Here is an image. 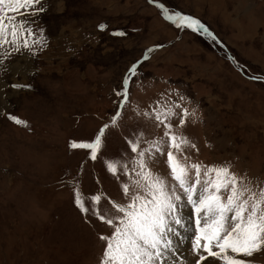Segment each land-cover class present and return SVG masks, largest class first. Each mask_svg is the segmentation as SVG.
<instances>
[{
    "label": "rangeland",
    "instance_id": "rangeland-1",
    "mask_svg": "<svg viewBox=\"0 0 264 264\" xmlns=\"http://www.w3.org/2000/svg\"><path fill=\"white\" fill-rule=\"evenodd\" d=\"M33 10L5 7L0 44V264H100L99 237L113 229L82 213L76 195L99 214L119 215L113 204L128 203L123 185L136 178L131 143L144 149L163 137L157 108L173 107L165 123L194 145L184 148L189 163L227 164L264 181V0H41ZM11 23L28 30L16 43ZM105 125L97 159L70 147L93 142ZM166 161L164 145L148 168L175 184ZM180 215L194 229L190 206ZM174 227L178 264H194L185 239L193 231ZM248 259L264 264V252Z\"/></svg>",
    "mask_w": 264,
    "mask_h": 264
},
{
    "label": "snow or ice",
    "instance_id": "snow-or-ice-1",
    "mask_svg": "<svg viewBox=\"0 0 264 264\" xmlns=\"http://www.w3.org/2000/svg\"><path fill=\"white\" fill-rule=\"evenodd\" d=\"M37 5H41V0H0V44L7 42L5 7L8 12L25 9L26 15H34L33 9ZM38 10L43 9L41 7ZM167 18L179 21L178 26H187L193 31L203 27L190 17ZM9 19L15 21V16ZM7 29L12 36V43H16L21 33L28 31L23 23H11ZM24 46L27 47L26 40ZM130 72L135 74V66ZM127 83L126 78L125 86ZM124 96L126 99L127 88ZM119 115L117 112L113 117V124ZM174 115L176 113L172 106L163 110L157 108L154 118L157 126L164 125L163 137L159 141H151L144 149L139 148V139L131 143V151L136 154L133 161L136 178L130 185H123L128 203L113 204L118 216L99 214L94 207H85L80 194L76 195L75 203L82 213L97 215L113 229L110 237H99L105 242L100 264H168L170 259L173 264H178L176 254L180 249L173 237L179 233L174 225L184 228L185 232L193 231V235L185 236V239L191 240V252L198 257L194 264H251L248 258L264 252V181L253 182L246 176H238L230 171L227 164L205 166L189 163L184 148L194 145H190L183 135L172 132L170 123H165ZM188 115L187 110L180 114L179 127L184 126ZM10 119L17 124L24 123L15 117ZM107 127L105 125L100 129L93 142H73L70 147L89 149L90 158L97 159ZM164 145H167L169 175L175 181L171 185L148 168V160L153 158L154 152L164 154ZM107 168L115 174L117 165L109 163ZM100 199L99 196H93L91 203L98 204ZM185 205L190 206L195 217L194 229H191L192 222L188 226L183 223L180 212ZM209 258L212 260L209 261Z\"/></svg>",
    "mask_w": 264,
    "mask_h": 264
},
{
    "label": "bare ground",
    "instance_id": "bare-ground-1",
    "mask_svg": "<svg viewBox=\"0 0 264 264\" xmlns=\"http://www.w3.org/2000/svg\"><path fill=\"white\" fill-rule=\"evenodd\" d=\"M239 3V2H238ZM256 9V8H255ZM257 11V10H256ZM251 12V11H250ZM255 12V11H254ZM257 13V12H256ZM257 15V14H256ZM253 16V15H252ZM255 18V17H254ZM253 18V19H254ZM258 19V18H257ZM256 20V19H255ZM260 21H262V19H259ZM254 21V20H253ZM259 22V21H258ZM179 233V232H178ZM179 236H180V233H179ZM174 239H176L177 241L179 240V237H174ZM173 239V240H174ZM182 247V246H181ZM185 248V247H184ZM181 250V249H180Z\"/></svg>",
    "mask_w": 264,
    "mask_h": 264
},
{
    "label": "water",
    "instance_id": "water-1",
    "mask_svg": "<svg viewBox=\"0 0 264 264\" xmlns=\"http://www.w3.org/2000/svg\"><path fill=\"white\" fill-rule=\"evenodd\" d=\"M195 20V19H194Z\"/></svg>",
    "mask_w": 264,
    "mask_h": 264
}]
</instances>
